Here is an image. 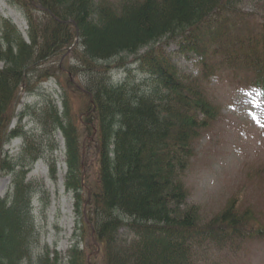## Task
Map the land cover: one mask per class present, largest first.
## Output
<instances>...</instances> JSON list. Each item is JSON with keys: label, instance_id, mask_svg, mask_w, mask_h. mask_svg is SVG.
Here are the masks:
<instances>
[{"label": "trees", "instance_id": "16d2710c", "mask_svg": "<svg viewBox=\"0 0 264 264\" xmlns=\"http://www.w3.org/2000/svg\"><path fill=\"white\" fill-rule=\"evenodd\" d=\"M10 1L25 15L28 39L0 15V175L13 183L12 199L0 197V264H200L210 251L235 254L264 240L261 220L238 197L211 216L188 205L200 144L223 119L214 84L256 91L264 104V0L257 16L240 8L244 0ZM172 44L199 57L198 75L166 57ZM130 57L143 79L127 69ZM117 69L126 76L115 84ZM51 80L63 112L45 94L10 130L20 94ZM25 116L41 135L24 132ZM57 133L66 143L65 187L82 217L65 257L41 248L34 199L44 189L28 179L44 160L56 180ZM15 137L25 140L17 161L4 151ZM84 151L97 157L91 188Z\"/></svg>", "mask_w": 264, "mask_h": 264}, {"label": "rangeland", "instance_id": "374dc122", "mask_svg": "<svg viewBox=\"0 0 264 264\" xmlns=\"http://www.w3.org/2000/svg\"><path fill=\"white\" fill-rule=\"evenodd\" d=\"M259 1L244 0L240 8L245 13H254L257 16ZM0 15L11 19L25 39H28L25 15L13 6L10 0H0ZM158 47L162 46L156 48ZM164 49L166 57L182 72L195 76L199 74V57L196 54L182 52L179 46L174 44ZM146 52L147 50H144L140 54ZM126 60L131 62L127 69L131 70L132 77L143 79L134 57ZM112 63L119 61L114 60ZM4 67L0 61V68ZM125 76L126 72L123 70L120 78ZM214 85V92L217 93L223 108V119L200 144L198 157L194 160L188 177V205L200 208L205 216H211L219 212L230 199L238 197L242 206L252 209L264 225V104L259 101L256 91ZM45 94H52L54 101L58 98V110L63 112V91L54 80L44 84L39 93L22 97L18 103L17 118L28 108L39 109L47 99ZM21 126L26 131L40 129L30 116L23 118ZM40 133L41 130L39 135ZM54 143L59 147L52 156L57 158L56 180L50 179L45 162L37 163L29 178L39 181L44 189V192L37 196L35 203L41 248L56 249L65 257L73 247L78 225L82 227V217L76 211L74 194L65 187L67 157L62 133L56 136ZM6 149L12 156L19 155L23 152V141L14 140ZM87 158V187L91 188L97 183V157L90 151ZM0 196L10 199L13 197L12 176L9 174L0 175ZM122 235H126L125 232H122ZM93 254L97 258L99 252L94 251ZM93 259L92 264H100V260ZM200 264H264V240L248 244L235 254L228 250L210 251L206 260H201Z\"/></svg>", "mask_w": 264, "mask_h": 264}]
</instances>
